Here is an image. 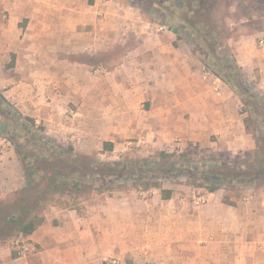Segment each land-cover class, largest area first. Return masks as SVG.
Here are the masks:
<instances>
[{"label": "crops", "instance_id": "1", "mask_svg": "<svg viewBox=\"0 0 264 264\" xmlns=\"http://www.w3.org/2000/svg\"><path fill=\"white\" fill-rule=\"evenodd\" d=\"M158 25L126 0H0V95L82 155L113 153L135 138L153 150L176 147L216 159L252 154L239 97L214 76L216 93L184 37L169 28L156 33ZM260 33L239 31L227 46L245 75L256 70L262 89ZM97 54L106 60L95 68L74 60ZM103 142L112 143L111 152L102 151ZM24 186L15 152L0 138V202ZM202 195L207 203L197 208L174 193L148 204L106 197L78 212L49 204L29 237L0 240V264H108L127 256L264 264V187L245 188L233 205L223 204L221 190ZM16 240L29 244L27 255L13 256Z\"/></svg>", "mask_w": 264, "mask_h": 264}, {"label": "trees", "instance_id": "2", "mask_svg": "<svg viewBox=\"0 0 264 264\" xmlns=\"http://www.w3.org/2000/svg\"><path fill=\"white\" fill-rule=\"evenodd\" d=\"M136 3L135 7L143 6L154 12V20L165 25L169 29L179 33V37H185L189 48L198 56L204 68L225 82L228 87L240 99L247 116L243 119L245 131L255 139L256 148L252 155L261 157L258 163L245 167L242 164H233V167L222 165H206L201 169V179L208 183L207 192L213 193L227 182L250 183L261 182L264 184V95L254 86L248 83L246 75L240 70L234 60H230L226 54L227 40L231 37L228 27L220 23L216 17L223 3L227 0H129ZM228 10L233 8L243 12L242 19L251 21L252 10L260 8L264 0H230ZM181 34V35H180ZM1 102L5 100L0 97ZM11 117L14 116L8 113ZM20 117V115H17ZM25 122L22 125L26 134L31 133L30 141L36 147L24 153L15 146V154L25 179V186L19 191L13 192L7 197V201L0 202V240L20 237L26 239L36 231L43 223V211L52 203L55 195L68 197L70 203H64L63 207L76 210L77 201L82 195L87 196L91 191L103 192L106 187L103 183H113L114 179L133 180L135 187L147 191L151 188L159 189L162 200H168L172 191L162 189L156 181L146 180L141 183L148 173V167L155 168L158 160H171L175 153L159 151L150 160H137L127 164V169H122L121 162H102L93 155H78L71 145H62L45 135H38L44 131L42 126H36L35 121L28 117H22ZM17 122V121H16ZM257 122L262 130V137H257L252 125ZM37 132V133H36ZM112 143L103 142L102 151L111 152ZM178 158H187L184 154H178ZM29 160V161H28ZM170 172H179L180 167L171 165ZM195 171L198 167L193 168ZM160 172V171H159ZM44 185L41 192L34 197H22L21 194L39 184ZM98 184L99 186H95ZM230 196L223 197L225 205H233L235 199ZM234 197V196H233ZM15 256V251H12ZM126 264H132L127 262Z\"/></svg>", "mask_w": 264, "mask_h": 264}, {"label": "rangeland", "instance_id": "3", "mask_svg": "<svg viewBox=\"0 0 264 264\" xmlns=\"http://www.w3.org/2000/svg\"><path fill=\"white\" fill-rule=\"evenodd\" d=\"M129 4L132 8H136L140 11L143 17L153 20L154 19V12H150L149 8L146 7H135L136 3L134 1H129ZM231 4L230 0H227L225 3L222 4L220 11L216 15L218 21L220 23H224L226 26L230 23H236L242 20V15L244 11H241L239 9H236L233 5V8L231 10H228V6ZM248 13H251L253 16V19L245 24H242L241 27L240 24L233 25L231 27H228L229 34L231 37H235L239 34V31L241 33L245 32H252V31H260L259 37L255 38V46L258 49L259 47V41H264V4L260 6V8H256L252 10L251 12L248 11ZM160 23V22H157ZM161 24V23H160ZM163 26V25H162ZM165 26V25H164ZM156 26H153V31H155ZM168 28V27H167ZM181 35V34H180ZM184 37V36H183ZM186 40V38L184 37ZM187 42V41H186ZM227 45V43H226ZM226 54L229 57L230 60H234L238 67L241 69V66L237 63V58L234 57L233 52L228 48H225ZM198 58V56H197ZM74 60L78 61H85L88 63H91L92 67L95 68L97 64L105 62L106 57L105 54H97L96 56H84V57H78L74 58ZM114 60L117 61V59L114 57ZM206 71L212 72L205 68ZM96 71V70H95ZM256 71V70H255ZM255 71L253 73L246 74L248 83L251 85H254L257 89H259V83L261 80V77L256 74ZM92 73L94 75H101L100 73L94 72L92 70ZM103 73V72H102ZM213 75V74H212ZM214 76V75H213ZM262 86V85H261ZM260 92L264 94V88L259 89ZM0 97H2L0 95ZM3 98V97H2ZM4 99V98H3ZM244 108L241 104L239 108V113L243 115V117L247 116V113L244 112ZM8 113H11L14 116L11 117L8 115ZM17 115H20L17 116ZM22 116L15 108H12L9 106L6 102H1L0 100V138L6 139L10 145L12 146L13 150L15 151V146L18 147L21 151L24 153H28L30 150H35L36 147L33 145V143L30 141V135L31 133L35 132L34 128L30 129V134H26L27 131L23 130L22 125L25 122L22 120ZM17 121V122H16ZM36 126H42L40 123H35ZM43 127V126H42ZM44 128V127H43ZM253 131L255 130V134L257 137H262V130L259 128L257 122L252 125ZM37 133V132H36ZM38 135H45L46 137H49L51 139H54L56 142L66 146L71 145V141H64L57 140L56 138L50 137L47 135V131L38 132ZM252 136V135H251ZM252 139L255 142L254 137L252 136ZM256 148V144H255ZM169 150V152L167 151ZM75 151V150H74ZM162 151L165 153H175V157L171 160H158L157 166L155 168L149 166L148 167V173L145 176V178L141 179V183H144L146 180L148 181H156L160 184L162 189L170 190L172 193L177 194V197L179 199L185 200L188 202L192 207H200L204 204H201L199 206H193L191 203V196L193 194H196L199 192L202 194L203 192H207L206 188L208 183L203 181L201 179V169L203 166H210L213 164L222 165L224 166H230L233 167V164H242L245 167H250V164L252 163H258L261 157H254L252 154H247L245 156H240L234 159L230 160H224L221 158H209L207 155L204 154H193L188 153L185 150L180 151L178 148H171L167 147V149L163 150H153L146 146V143L140 141L139 139H130L125 141V143L118 147L113 153H99V152H92L90 155H93L97 157L102 162H121L124 167L122 169H127V164L132 163V161H137L141 159H145L150 161L157 152ZM76 154H79L75 151ZM184 154L187 156V158H178V154ZM16 155V154H15ZM17 157V156H16ZM18 159V158H17ZM29 161V160H28ZM19 162V161H18ZM176 164L178 167H180L179 172H170L171 165ZM198 167V170L195 171L193 168ZM160 171V172H159ZM133 180L130 179H114L113 183H103L102 187H106L108 190H104L103 192H97V191H91V193L87 196L82 195L81 198L77 201V208L82 209L84 205L88 204H99L105 200L106 197H122L123 195H130L131 197H134L136 201L145 202V203H153L154 201L159 202L161 200V194L159 189L151 188L147 191L141 190L140 187H135V184H133ZM135 182V181H134ZM99 186L98 184H95L93 186L94 188ZM264 187V184L261 182L256 183H250L248 181H244L242 183L237 182H227L224 184L221 188L218 190H221L225 193V196H230V199L238 200L243 197H239L245 188H260ZM44 185L41 183L35 187H32L28 189L26 192L22 193V197H34L36 193L41 192L44 189ZM234 196V197H233ZM54 200L52 201V205L63 207L64 203H70V199L68 197H59L57 195L53 196ZM176 197V195H175ZM207 203V202H206ZM134 257L127 256L123 259L117 260V259H111L108 261V264H110L111 261H116L118 264H126L127 262H131L132 264H163L159 261H153V258L142 262L138 259L133 260Z\"/></svg>", "mask_w": 264, "mask_h": 264}, {"label": "built area", "instance_id": "4", "mask_svg": "<svg viewBox=\"0 0 264 264\" xmlns=\"http://www.w3.org/2000/svg\"><path fill=\"white\" fill-rule=\"evenodd\" d=\"M167 30H169V29L165 26H162V25H158L155 28L156 33H162V32H165ZM204 74L207 77H209V79L211 80V84L213 85L214 91L216 93H219L220 86H221V83L219 82V80H217L210 72H208L206 70H205ZM206 202H207V199L205 197H203V195L200 194L199 192H197L196 194H193L191 196V203L193 206H199V205L204 204ZM13 248H14L16 257L25 256L30 252L29 244L23 240H16L14 242ZM110 264H118V263L116 261H111Z\"/></svg>", "mask_w": 264, "mask_h": 264}]
</instances>
